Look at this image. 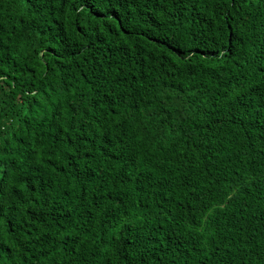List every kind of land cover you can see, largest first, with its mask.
Segmentation results:
<instances>
[{
	"label": "clouds",
	"instance_id": "clouds-1",
	"mask_svg": "<svg viewBox=\"0 0 264 264\" xmlns=\"http://www.w3.org/2000/svg\"><path fill=\"white\" fill-rule=\"evenodd\" d=\"M0 264H264V0H0Z\"/></svg>",
	"mask_w": 264,
	"mask_h": 264
},
{
	"label": "trees",
	"instance_id": "trees-1",
	"mask_svg": "<svg viewBox=\"0 0 264 264\" xmlns=\"http://www.w3.org/2000/svg\"><path fill=\"white\" fill-rule=\"evenodd\" d=\"M97 18H99V17H97ZM77 30L79 31V29H77ZM50 51H53V50L50 49ZM9 87H10V85H9Z\"/></svg>",
	"mask_w": 264,
	"mask_h": 264
}]
</instances>
